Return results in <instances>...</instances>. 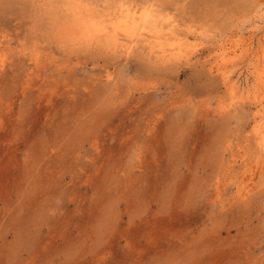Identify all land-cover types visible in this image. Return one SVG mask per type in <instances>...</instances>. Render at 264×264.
<instances>
[{
  "label": "rangeland",
  "instance_id": "rangeland-1",
  "mask_svg": "<svg viewBox=\"0 0 264 264\" xmlns=\"http://www.w3.org/2000/svg\"><path fill=\"white\" fill-rule=\"evenodd\" d=\"M0 264H264V0H0Z\"/></svg>",
  "mask_w": 264,
  "mask_h": 264
},
{
  "label": "bare ground",
  "instance_id": "bare-ground-1",
  "mask_svg": "<svg viewBox=\"0 0 264 264\" xmlns=\"http://www.w3.org/2000/svg\"><path fill=\"white\" fill-rule=\"evenodd\" d=\"M242 45H243V43H241ZM245 44V43H244ZM234 46V45H233ZM239 46V45H238ZM244 48H242V50H243ZM247 54V53H246Z\"/></svg>",
  "mask_w": 264,
  "mask_h": 264
}]
</instances>
